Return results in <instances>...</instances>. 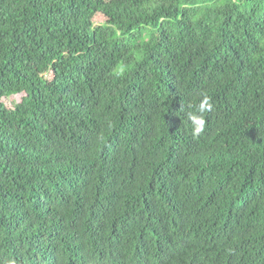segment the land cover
Here are the masks:
<instances>
[{
  "label": "trees",
  "instance_id": "trees-1",
  "mask_svg": "<svg viewBox=\"0 0 264 264\" xmlns=\"http://www.w3.org/2000/svg\"><path fill=\"white\" fill-rule=\"evenodd\" d=\"M9 259L264 264V0H0Z\"/></svg>",
  "mask_w": 264,
  "mask_h": 264
},
{
  "label": "clouds",
  "instance_id": "clouds-1",
  "mask_svg": "<svg viewBox=\"0 0 264 264\" xmlns=\"http://www.w3.org/2000/svg\"><path fill=\"white\" fill-rule=\"evenodd\" d=\"M125 72L126 66L123 63L118 64L113 70V73L116 76H123ZM201 96L202 99L198 107H196L194 111L190 110L187 113V119L191 124V132L194 137L203 133L206 124L205 112L212 107L210 102L211 98L203 93ZM190 107L192 106L190 105ZM7 264H17V262L14 259H9Z\"/></svg>",
  "mask_w": 264,
  "mask_h": 264
},
{
  "label": "rangeland",
  "instance_id": "rangeland-1",
  "mask_svg": "<svg viewBox=\"0 0 264 264\" xmlns=\"http://www.w3.org/2000/svg\"><path fill=\"white\" fill-rule=\"evenodd\" d=\"M92 23H93V26L96 28V27H99V26L103 25L104 24V20H103V18L101 16H94V18L92 19ZM46 78L52 79V74L51 73L48 74L46 76ZM20 98H21L20 96L10 97V98H7L5 100V103H6V105L8 107H10L12 103L18 102L20 100ZM12 106H13V104H12Z\"/></svg>",
  "mask_w": 264,
  "mask_h": 264
}]
</instances>
